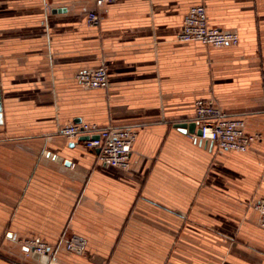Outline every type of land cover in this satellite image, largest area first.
<instances>
[{
  "label": "crops",
  "instance_id": "1",
  "mask_svg": "<svg viewBox=\"0 0 264 264\" xmlns=\"http://www.w3.org/2000/svg\"><path fill=\"white\" fill-rule=\"evenodd\" d=\"M196 5L238 44L180 41ZM102 67L107 89L76 81ZM0 91V264H264V0H0ZM199 101L257 139L193 140ZM79 120L131 127L129 169L60 134Z\"/></svg>",
  "mask_w": 264,
  "mask_h": 264
},
{
  "label": "built area",
  "instance_id": "2",
  "mask_svg": "<svg viewBox=\"0 0 264 264\" xmlns=\"http://www.w3.org/2000/svg\"><path fill=\"white\" fill-rule=\"evenodd\" d=\"M116 0H95L98 7ZM99 22L95 12L89 13L87 23ZM182 42H200L210 47L235 46L239 42L236 33L226 32L209 24L207 10L203 5L192 7L184 19L183 29L179 36ZM76 81L85 89H107L108 71L106 68L84 70L76 75ZM196 132L192 139L200 143H208L226 151L245 152L257 136L248 134L242 118L227 115L213 101H199L196 105ZM201 131V135H198ZM60 134L69 140H81L89 150L97 151V159L101 165L129 169L136 132L131 127L100 128L88 123H71L60 129ZM85 139V140H84ZM256 209L260 213V225L264 228V202ZM26 253L42 256L50 255L49 245L45 242L30 240L26 243ZM85 241L72 236L66 243L68 251L82 250ZM52 255V254H51Z\"/></svg>",
  "mask_w": 264,
  "mask_h": 264
},
{
  "label": "water",
  "instance_id": "3",
  "mask_svg": "<svg viewBox=\"0 0 264 264\" xmlns=\"http://www.w3.org/2000/svg\"><path fill=\"white\" fill-rule=\"evenodd\" d=\"M1 113H2V103H1V91H0V122H1V118H2L1 117ZM78 123H80V120L78 121ZM178 126H179V128L187 129V126L188 125L187 124H179ZM190 132L191 133H195L196 132V123L195 122H193L191 124V126H190ZM197 133H198V135H201V131H198ZM96 152L99 153V150H97Z\"/></svg>",
  "mask_w": 264,
  "mask_h": 264
}]
</instances>
